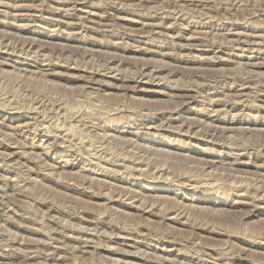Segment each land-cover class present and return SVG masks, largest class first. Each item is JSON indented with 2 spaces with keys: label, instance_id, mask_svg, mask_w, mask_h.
<instances>
[{
  "label": "rangeland",
  "instance_id": "374dc122",
  "mask_svg": "<svg viewBox=\"0 0 264 264\" xmlns=\"http://www.w3.org/2000/svg\"><path fill=\"white\" fill-rule=\"evenodd\" d=\"M263 39L264 0H0V264H264Z\"/></svg>",
  "mask_w": 264,
  "mask_h": 264
},
{
  "label": "bare ground",
  "instance_id": "6f19581e",
  "mask_svg": "<svg viewBox=\"0 0 264 264\" xmlns=\"http://www.w3.org/2000/svg\"><path fill=\"white\" fill-rule=\"evenodd\" d=\"M164 24H166V23H164ZM153 27L155 28L156 26H153ZM163 27H164V25H163ZM156 28H157V27H156ZM158 29H159V28H158ZM150 30H151V29H150ZM153 30H154V29H153ZM155 31H156V30H155ZM237 37H238V36H237ZM241 37H242V36H241ZM251 37H252V36H251ZM239 38H240V37H239ZM239 38H238V39H239ZM249 38H250V37H249ZM256 38H257V37H256ZM246 39H247V38H246ZM246 39H245V41H246ZM254 39H255V38H254ZM258 39H259V38H258ZM240 40H241V39H240ZM240 40H239V41H240ZM252 40H253V39H252ZM263 40H264V39H263ZM249 41H250V40H249ZM256 41H257V40H256ZM261 41H262V40H261ZM250 42L252 43V41H250ZM245 43H247V42H245ZM188 44H189V43H188ZM239 44H240V43H239ZM253 44H254V43H253ZM251 45H252V44H251ZM18 48H19V47H18ZM32 54H33V53H32ZM42 56H43V55H42ZM259 58H260V57H259ZM255 59H256V58H255ZM251 63H252V61H251ZM251 63H250V64H251ZM255 64H256V63H255ZM252 65H253V63H252ZM258 65H264V63H257L256 66H258ZM253 66H254V65H253ZM253 66H252V67H253ZM141 74H142V73H141ZM123 79L125 80V78H123ZM128 79H129V78H128ZM131 79H132V78H131ZM138 79H139V78H138ZM120 80H121V79H120ZM132 80H133V79H132ZM90 81H92V80H90ZM93 81H94V80H93ZM127 81H128V80H127ZM127 81H126V82H127ZM129 81H130V80H129ZM96 82H97V81H96ZM123 82H124V81H123ZM126 82H125V83H126ZM134 82H135V81H134ZM135 83H137V82H135ZM42 99H43V98H42ZM185 100H186V99H185ZM257 103H258V102H257ZM13 106H14V105H13ZM17 107H18V106H17ZM43 108H44V107H43ZM147 118H148V117H147ZM157 126H158V125H157ZM147 127H148V126H147ZM88 132H89V131H88ZM179 133H180V132H179ZM98 139H99V138H98ZM74 145H75V144H74ZM12 211H13V210H12Z\"/></svg>",
  "mask_w": 264,
  "mask_h": 264
}]
</instances>
